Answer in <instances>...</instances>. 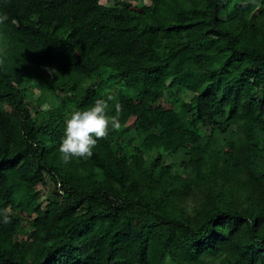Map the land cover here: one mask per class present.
<instances>
[{
	"label": "trees",
	"instance_id": "obj_1",
	"mask_svg": "<svg viewBox=\"0 0 264 264\" xmlns=\"http://www.w3.org/2000/svg\"><path fill=\"white\" fill-rule=\"evenodd\" d=\"M0 13V264H264V0ZM97 99L120 127L63 160Z\"/></svg>",
	"mask_w": 264,
	"mask_h": 264
},
{
	"label": "clouds",
	"instance_id": "obj_2",
	"mask_svg": "<svg viewBox=\"0 0 264 264\" xmlns=\"http://www.w3.org/2000/svg\"><path fill=\"white\" fill-rule=\"evenodd\" d=\"M7 20L5 13H0V23ZM108 99H111L109 97ZM109 105L105 99H97L90 106L74 110L64 120L63 136L58 147L62 159L90 158L97 138L106 135L109 127L118 129V116L109 114Z\"/></svg>",
	"mask_w": 264,
	"mask_h": 264
},
{
	"label": "rangeland",
	"instance_id": "obj_3",
	"mask_svg": "<svg viewBox=\"0 0 264 264\" xmlns=\"http://www.w3.org/2000/svg\"><path fill=\"white\" fill-rule=\"evenodd\" d=\"M108 2V0H105ZM38 91L37 90H33L32 91V96L34 99H36L38 97ZM161 104L164 106L165 109H167L170 113H172L171 111V107H170V104L168 102H166L165 100H161ZM47 104H44L43 105V108H47ZM38 190L41 194V199H43V201L45 202L47 199V197L51 196V188H46V187H43L42 185L38 186ZM166 264H172L171 262L167 261Z\"/></svg>",
	"mask_w": 264,
	"mask_h": 264
}]
</instances>
